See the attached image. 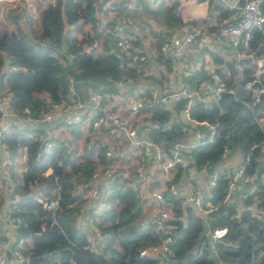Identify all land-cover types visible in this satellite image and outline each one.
I'll return each mask as SVG.
<instances>
[{
    "label": "trees",
    "instance_id": "trees-1",
    "mask_svg": "<svg viewBox=\"0 0 264 264\" xmlns=\"http://www.w3.org/2000/svg\"><path fill=\"white\" fill-rule=\"evenodd\" d=\"M104 1L55 0L54 4L48 1L41 10V31L36 37L26 34L21 28L0 36V72L6 61L20 67L3 79L12 92L10 106L17 114L28 106L30 114L36 116L45 111L51 102L59 101L66 94L68 74L73 79L76 76L90 77L108 82L107 87L95 90H113L111 80L140 76L128 66V59L112 48L105 46L95 56L82 52L83 44L98 36L95 32H84L83 26L96 20V11ZM128 1L119 0L116 12L127 14L128 21L138 24L143 20L138 21L137 18L145 15L163 22L171 28L165 32L163 39L183 23L176 13L177 0L169 4L159 0L155 5L134 0L133 6L127 7ZM209 3L212 4V1L209 0ZM214 7L222 18L229 13L220 4ZM261 9L264 13V3ZM66 24L74 25L75 36L66 32ZM79 33L81 36H78ZM133 45L137 46L136 39ZM239 50L251 54V57L237 61L216 58L219 64L216 71L228 88H234V93L221 92L216 101L208 104L195 101L190 106L192 119L215 125L213 141L196 145L193 156L196 166L207 159L213 164L220 160L223 145H227L231 152L240 151L247 173L255 169L260 173L263 171L258 157L261 153L259 143L264 139V92L259 103L252 105L244 85L251 80L255 70L253 58L264 56V31H254ZM68 54L73 57L68 58ZM62 59L66 60V69L61 67ZM204 79L211 80L204 70L184 78L194 87ZM260 79L264 83V72ZM183 105L184 102H176L174 107L178 111ZM169 118L167 106H154L150 120L156 126L148 129L153 140L172 143L183 135L184 125L178 119L166 128L163 126ZM33 131L28 126L20 129L11 124L9 130L0 134V143L12 158L19 157L26 150V168L17 174L12 170L13 164L10 180L12 192L20 195L13 213L19 215L23 222L16 228V236H29L31 242L26 243V250L30 256L40 258L27 264H264V220L252 217L248 207L253 204V196L256 195L258 201L254 205L264 209V180L259 178L255 182V193L246 194L247 208L238 214L234 206L224 200L228 180L223 175L218 176L210 188L206 199L216 208L206 215L197 214L189 206L174 200V215H184L185 219L184 222L178 218L174 220L178 229L170 243V252L162 254L161 259L160 256L139 255L141 248L157 244L160 235L154 231L150 221L142 220L143 201L137 192L127 185L113 182L109 207L100 214L98 222L106 238L102 253L82 248L84 238L76 235L75 218L66 204L75 199L72 193L75 182L88 180L96 162L88 155L91 152L89 149L76 156V149L74 154L73 149L57 140L49 150H44L43 140L40 139L44 132ZM73 132L74 135L78 133L77 130ZM99 161H104L102 152L99 153ZM48 168L51 171L46 173ZM57 191L59 205L52 211L37 199L38 196L52 197ZM216 226H226L227 231L220 239L212 240L206 231Z\"/></svg>",
    "mask_w": 264,
    "mask_h": 264
},
{
    "label": "built area",
    "instance_id": "built-area-1",
    "mask_svg": "<svg viewBox=\"0 0 264 264\" xmlns=\"http://www.w3.org/2000/svg\"><path fill=\"white\" fill-rule=\"evenodd\" d=\"M33 0H28L32 2ZM54 4L55 0H49ZM149 5H155L159 0H142ZM212 2L218 0H211ZM119 0H106L102 2L101 22L97 37H93L89 42L84 43L82 52L87 55L95 56L101 48L103 37L107 35L108 22L107 13L116 12L119 7ZM264 0H225L222 4L229 11L226 17L220 18V21L211 29L208 25H197L194 23L183 22L176 26L169 36L165 37L159 48L165 56L171 61L180 59L188 50L190 45L198 41L201 44H209V40L216 39L225 42L228 46L239 50L244 46L248 39L251 38L254 31H264V13L261 5ZM133 3L128 2L127 7H132ZM128 26L129 24L126 23ZM112 39V49L128 59L127 64L134 68L139 75H149L150 70L147 68V56L141 52L140 48L133 45L135 37L131 31L122 27L113 29L110 33ZM6 52L3 51V56ZM251 57V54H247ZM72 58V54L67 55ZM253 63L255 70L251 80L247 81L244 88L249 92L251 104L259 103L261 93L264 92V83L260 75L264 72V56L254 57ZM7 65L8 73L17 71L19 66L5 62L0 72V134L10 129V125L5 123L8 117H20L25 126L46 121L51 123L56 120L63 109L73 108L75 114L65 119L68 126H80L89 124L93 133H97L94 142L86 143L84 147L76 149L81 154L85 149H89L96 162V166L91 176L86 181L75 182V188L72 193L75 199L68 202L66 207L72 210V216L75 218V231L77 236L84 238L82 248L90 250L93 253H102L105 245V235L102 233L98 222L99 216L109 207V195L111 192V183L115 182L131 187L141 197L145 198L149 194L154 201L156 210L148 221L152 224L154 231L160 235L157 244L145 246L139 250L140 256L159 257L170 252V243L173 241L174 232L178 229L176 218L184 222V215L176 217L172 205L173 201H179L183 206H189L195 213L202 216L206 215L216 207L211 204L200 192H190L187 194L180 193L173 185L166 184L163 188L146 185L149 178L151 164L158 165V175L169 180L173 172L179 169L188 170L189 172H198L199 174L207 173L212 163L207 159L200 166H196L193 156V148L196 145H204L212 142L215 136V125L207 121H196L189 115L190 106L195 101L211 103L216 101L221 92L228 91L234 93V88L227 87L222 76L216 71V63H212L207 68L214 94L211 97H205L198 87L181 86L173 87L172 78H167L162 84L160 90L154 88L140 94L137 92L129 93L125 96L124 107L126 113L113 108L111 102H114L118 96L117 87L121 85V80H111L113 90H92L89 92L87 101L78 98L77 91L74 87V79L67 75V88L65 96L60 97L59 101L51 102L49 107L36 116L30 114L28 106H24L20 114H17L11 106L12 92L9 86L3 80L6 74L4 67ZM61 67L66 69V60H61ZM4 74V76L2 75ZM4 77V78H3ZM258 84V85H256ZM184 102L180 109L185 118L195 124H203L207 128V135H198L192 142L174 141L169 143L166 140H153L149 136V127L156 126L155 122L149 120L147 129L141 131L138 129L136 122L143 115L151 116L153 108L156 105L163 104L167 106L170 103ZM20 128V129H23ZM186 127H182L184 131ZM56 136L51 131L46 130L40 138L43 140L42 148L49 150L55 144ZM261 153L258 157V164L263 169L260 173L255 169L247 173L243 158L236 163H232L229 155L232 153L227 145H223L220 154L221 167L210 174L209 188L216 183L218 176L223 175L228 182L225 187V202L236 190L239 183L245 184L249 188V193H255L256 180H264V139L259 143ZM102 152L104 161H99V153ZM3 157L1 159L0 173L5 180L6 186L10 187L11 198L5 204L2 212V218L7 225L14 230L23 225L19 215H15L13 210L17 209L19 194L12 192V183L10 180V167L14 164V158L11 157L7 149L2 148ZM5 186V185H4ZM145 187L147 189H145ZM164 191H168L170 199H166ZM59 192H55L52 197L38 196L37 199L42 202L48 210H54L59 205ZM257 196H253V204L250 206V215L252 217L264 220V209L256 207ZM229 204V203H228ZM237 214L247 208L234 207ZM227 231L226 226H216L208 228L206 233L211 236L212 240L220 239ZM27 237H15L13 246L6 257H0V264H27L30 263V253L26 250ZM201 251L199 252V254Z\"/></svg>",
    "mask_w": 264,
    "mask_h": 264
},
{
    "label": "crops",
    "instance_id": "crops-1",
    "mask_svg": "<svg viewBox=\"0 0 264 264\" xmlns=\"http://www.w3.org/2000/svg\"><path fill=\"white\" fill-rule=\"evenodd\" d=\"M48 1L49 0H33L29 3L28 0H0V36L4 32H11L15 31L17 28H21L26 34L36 37L41 31V10ZM133 1L134 0H129L128 2L133 3ZM171 1L172 0H164V3L169 4ZM177 1L179 3L176 13L181 17L183 22L213 27L218 21H220V18H222L218 9L214 7V5H222L225 0L214 1L212 4L209 3V0ZM95 16L96 20L93 23H86L83 26L84 32H99L101 22L100 8L97 9ZM126 18L127 14L125 15V13L118 14L117 12H108V30L111 33L113 29L115 30L125 27L133 33L136 39L137 47L140 48L147 56L146 66L149 68L150 74L136 77H124L121 80L122 83L117 87L116 90L118 96L114 102H111V106H113L115 109L121 110L122 113H126L124 99L129 93L137 92L143 94L152 88L160 90L162 84L167 78H172L173 87L175 89L185 85L190 86L185 82L184 78L194 74L199 70L206 71L208 66L212 63H216V65L219 66L217 63L218 60L216 58H221L225 61H237L239 59H247L248 56L244 51L241 52L240 50H236L221 40L212 39L209 40V44L204 45L198 41L193 42L180 59L171 61L165 56L164 53L159 50V46L163 40L165 32H169L171 28H167L163 22L154 21L151 17L146 15L141 16V18H137L138 21L143 20L140 24L137 22L134 23L132 21H128ZM126 23L129 25L127 26ZM144 23H147L148 25H145ZM65 30L69 33V35L75 36L74 25L66 24ZM110 33L103 37L104 39L99 50L105 46L109 47L110 49L112 48V39ZM78 36H81V33H79ZM7 71L8 67L5 65L4 72L7 74ZM75 79L74 87L77 91L78 98L82 101H87L90 91L108 86V82L105 80L99 81L90 77L80 78L77 76ZM197 87L201 90V93L205 97H211L214 94L213 84L210 79L202 80ZM45 96H47V94H45ZM174 105L175 103H170L167 105L170 111V118L163 126L166 128L168 127L169 123L175 119L180 120L184 125L183 127H186V129L178 141L192 142L198 135L204 136L207 133L206 126L201 130L198 128V124L187 120L182 111L180 109L177 111ZM72 114H75V109H63L56 120L52 121L51 123L41 121L29 125L28 128L34 129L33 132L42 130L44 133L48 129V131H51L52 134L56 136L55 140H57V142H62L69 149H73L75 154V145L77 149H80L84 147L87 142H94L97 133H93L92 128L88 123L76 127L68 126L65 123V119ZM149 120V114L143 115L142 118L136 122L138 129L145 131V129H147L145 126ZM5 123L7 125L14 124L18 128L24 127V123L21 122V119L18 116L8 117L5 120ZM75 130H77L78 133H75L74 135L73 131ZM31 134L33 133H29L28 135ZM2 148L3 145L0 143V162L3 157ZM88 155L92 160H94L91 153ZM26 158V150H24L19 157L16 156L14 158L12 170L15 173L20 174L22 170L26 168ZM241 158L242 154L238 150L232 152L229 155V159L232 163L238 162L241 160ZM220 167L221 160H218L212 164L211 169L205 174L179 169L177 172H173L170 179L167 180L158 175V165L154 163L150 166V171L148 173L149 178L146 181V185L151 184L153 187L163 188L166 184H170L183 194L196 191L202 193L205 196H209L210 174L218 170ZM50 171L51 169L48 168L46 173ZM145 189L147 188L145 187ZM164 193L166 196L165 198L168 200L170 198L168 191H164ZM247 193H249V188L245 184L239 183L236 190L229 198L228 203L234 207H245V197ZM10 198V187L6 186L5 180L2 178L0 173V257H6L9 254L16 237V231L14 228H12L10 225H7L2 218L3 208L5 204L8 203ZM147 209H150L148 216V212H146ZM155 210L156 206L153 199L149 194H146L142 202V213L146 215L145 220H149ZM29 242H31L30 238H28V243Z\"/></svg>",
    "mask_w": 264,
    "mask_h": 264
},
{
    "label": "water",
    "instance_id": "water-1",
    "mask_svg": "<svg viewBox=\"0 0 264 264\" xmlns=\"http://www.w3.org/2000/svg\"><path fill=\"white\" fill-rule=\"evenodd\" d=\"M242 3H243V0H240V4H242ZM256 85H258V84H256ZM261 95H263V93H261ZM198 128H200L202 130V128H205V126L203 124H198ZM206 135H207V133L203 137H205ZM36 260H40V258L32 257L29 262L31 263V262H34Z\"/></svg>",
    "mask_w": 264,
    "mask_h": 264
},
{
    "label": "rangeland",
    "instance_id": "rangeland-1",
    "mask_svg": "<svg viewBox=\"0 0 264 264\" xmlns=\"http://www.w3.org/2000/svg\"><path fill=\"white\" fill-rule=\"evenodd\" d=\"M46 3H47V2H46ZM31 25H32V23H31ZM29 27H30V26H29ZM16 30H17V29H16ZM16 30H15V31H16ZM29 31H30V28H29ZM75 149H77V148H76V145H75ZM146 212H148V213H147V216H148V214H149V212H150V209H147ZM145 216H146V215H144V214L141 212V218H142V220H145Z\"/></svg>",
    "mask_w": 264,
    "mask_h": 264
}]
</instances>
